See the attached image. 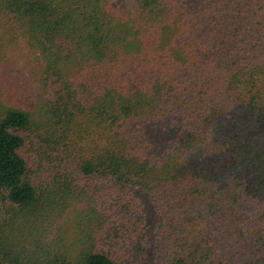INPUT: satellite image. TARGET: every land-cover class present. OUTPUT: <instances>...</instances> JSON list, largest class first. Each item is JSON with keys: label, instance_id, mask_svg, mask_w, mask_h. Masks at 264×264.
I'll return each mask as SVG.
<instances>
[{"label": "trees", "instance_id": "1", "mask_svg": "<svg viewBox=\"0 0 264 264\" xmlns=\"http://www.w3.org/2000/svg\"><path fill=\"white\" fill-rule=\"evenodd\" d=\"M15 46L0 264H222L264 243V0H0V76Z\"/></svg>", "mask_w": 264, "mask_h": 264}, {"label": "rangeland", "instance_id": "2", "mask_svg": "<svg viewBox=\"0 0 264 264\" xmlns=\"http://www.w3.org/2000/svg\"><path fill=\"white\" fill-rule=\"evenodd\" d=\"M18 50H21V48H17L16 46L10 48L7 56L2 61V73L0 77L4 86L11 91L12 95L22 98V89L27 86L26 79L28 71L22 67V58L20 57L22 52L19 54L17 52ZM26 149H28V146L24 147L23 151ZM250 202V213L247 208L245 211L246 215L251 214L253 217L258 214L259 207L255 205L253 198L250 199ZM234 227L231 228V234L228 237L236 243L239 241V238L238 233H234ZM262 234L264 235L263 231ZM216 245L219 250L224 251L225 246L221 241L218 240ZM253 247L256 249H253ZM251 258L257 259L259 264H264V243L252 244L246 242L242 247L235 246L230 251H226L222 264H243L244 262L252 261L250 260Z\"/></svg>", "mask_w": 264, "mask_h": 264}]
</instances>
